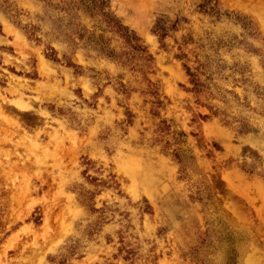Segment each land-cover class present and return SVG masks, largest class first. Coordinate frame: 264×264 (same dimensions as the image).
Segmentation results:
<instances>
[{"label": "rangeland", "instance_id": "1", "mask_svg": "<svg viewBox=\"0 0 264 264\" xmlns=\"http://www.w3.org/2000/svg\"><path fill=\"white\" fill-rule=\"evenodd\" d=\"M41 2L50 4L51 0ZM209 4L211 9L207 7ZM25 5H29L25 10L30 11L36 0H21L20 7ZM11 7L4 0L0 11H5L7 17V9ZM194 7L201 17L210 20L214 15L219 19L218 13L223 9L225 16H234L244 24L254 21L264 27V13L260 11L264 0H215L214 4L213 0H195ZM113 9L125 26L121 30L119 20L107 18L115 32L108 43L116 46L128 43L123 33L128 31L137 38L138 45L144 42L138 51L147 52L152 47L147 43L149 36L156 37L158 45L154 50L156 55H149L154 70L138 73L139 79L145 81L144 91L135 95L138 88L132 84L131 91L126 88L124 93L127 106L117 104L127 120V129L139 131L137 122L143 128L139 146L133 142L137 150L127 153L123 160L124 183L133 187L164 176L175 183L166 204L154 200L148 209L157 220L148 226L154 232V239L145 242L151 246L143 251L142 244L133 242L138 237L131 240L126 237L125 229L131 226L130 222L125 227L113 228L112 220L97 215L100 210L95 207V199L102 192L89 190L91 194L85 195L72 190L69 170L74 165L84 168L80 175L88 183L96 184L98 180L88 175L93 163L84 151L83 135L77 133L72 137L74 130H69L53 139L55 124L45 132L19 107L5 104L0 109V264H195L191 255L194 247L189 243L193 233L185 230L186 225L200 231H207L210 224H215L230 232L264 233V158L260 156L264 152V136H248L246 129H251L247 125L234 129L225 124L198 95L189 92L185 80L192 78L196 67L193 61L198 54L193 52L189 56L184 51L187 45L178 46L171 60L167 58L170 50L164 40L172 32L180 31V20L192 25L193 31L203 20L197 17L198 22L193 21L191 14L184 15L185 9L178 0L168 5L161 0H115ZM169 13L176 16L171 29L164 26L170 19ZM16 27L11 20L0 23V36L14 40L9 33ZM24 36L30 43L31 37ZM100 39L103 41L104 36ZM176 43L180 45V41ZM0 52L19 58L15 44L0 45ZM27 64V69L14 63L4 64L0 57V95L12 99L14 93L23 91L27 96L28 90L38 85H55L49 70L63 80L60 69L72 68L70 61L57 68L55 52L47 48L39 54H30ZM121 87H125L123 83ZM81 93L82 89L75 90L76 95ZM137 104L139 111H134ZM182 123H186L187 131L173 127ZM121 131L128 135L125 128ZM145 133L149 134L148 141L143 139ZM188 136L190 153L193 159L199 158L205 173L204 182H199V177L197 181H185L173 168L177 151L174 141ZM95 151L111 154L103 141L96 145ZM244 156L253 158L251 166L240 163ZM57 173L64 174L63 180ZM109 175L116 180V173ZM99 186L110 187L107 181H101ZM167 188H172V184H167ZM199 191L206 194L205 199H193ZM124 219L129 218L124 216ZM173 221L179 225L175 231L170 227Z\"/></svg>", "mask_w": 264, "mask_h": 264}, {"label": "clouds", "instance_id": "2", "mask_svg": "<svg viewBox=\"0 0 264 264\" xmlns=\"http://www.w3.org/2000/svg\"><path fill=\"white\" fill-rule=\"evenodd\" d=\"M178 2L185 9L184 15L191 14L193 21L200 17L203 23L193 31L192 25H186L181 19L180 31L172 32L164 40L170 50L167 58L171 60L178 46L187 45L184 51L189 56L193 52L198 54L193 61L196 67L193 68L192 78L185 80L189 92L198 95L225 124L234 129L247 125L251 129H246L248 136H264V27L254 21L244 24L234 16H225L223 9L218 13L219 19L214 15L210 20L200 16L194 7L195 0ZM3 3L4 0H0V5ZM8 3L12 7L7 9V17L5 11H0V23L11 20L17 27L9 33L14 40L0 36V45L15 44L19 58L0 52L3 63L23 65L27 69L30 54H39L47 48L49 52L54 50L59 61L57 68L69 61L72 68L60 69L61 76L65 77L63 80L49 70V75L56 80L55 85H38L36 89H29L27 96L23 91H18V95L14 93L12 99L0 95V109L5 104L16 105L33 117L36 126L45 132L55 124L53 139L69 130H74L71 131L72 137L77 133L83 135L86 139L84 151L93 163L92 167H85H89L88 175L98 177V180L96 184L88 183L80 175L84 168L74 165L69 170L72 190L85 195L91 194L89 190L102 192L103 195L95 199V207L100 210L97 215L112 220L113 228L125 227L130 222L131 226L125 229L126 237L129 240L138 237L133 242L142 244L143 251H147L151 244L145 241L154 239V232L148 226L157 222L148 209L154 200L166 204L171 199L168 193L173 191L175 183L168 176L156 177L133 187L124 183L123 160L127 153L137 150L133 142L139 146L143 128L137 122L139 131L127 129V120L117 104L120 102L127 106L124 93L126 88L131 91L132 84L138 88L135 95L144 91L145 81L139 79L138 73L154 70L149 55H156V37H147V43L152 45L147 52L137 50L144 42L138 45L134 37L120 46L108 43V38L115 32L107 18L124 23L113 9L115 0H75L74 3L70 0H51L50 4L36 0V6L30 11L25 10L29 5L20 7L21 0H8ZM161 3L168 5L173 0H161ZM207 7L211 9L212 4ZM260 11L264 12V8ZM169 17L164 25L167 29H171L176 21V16L171 13ZM24 34L31 37L30 43ZM102 35L103 41L100 39ZM176 41H180V45ZM12 79L16 80V77ZM121 83L125 87H121ZM77 88L82 89L81 95L75 94ZM134 111H139L138 104ZM253 121L257 123L253 124ZM173 127L177 130L182 127L187 131L186 123ZM121 128L128 131L127 136ZM148 138L149 134L145 133L143 139L148 141ZM101 141L111 149V154L95 151ZM174 143L177 151L173 168L179 171L180 178L197 181L199 177V182H204L205 173L201 170L199 158L193 159L190 153L191 137H177ZM260 156L264 158V152ZM252 162L253 158L249 156L242 157L240 161L249 166ZM109 173H116V180ZM56 175L63 180V173ZM117 180L120 186H117ZM101 181H107L110 187L99 186ZM167 184H172V188H167ZM205 196L203 191H199L193 199H205ZM124 216L129 219L125 220ZM141 217L144 219L141 220ZM170 227L175 231L179 225L173 221ZM185 230L193 233L189 243L194 247L191 255L195 264H262L264 261V233L230 232L217 228L215 224H210L207 231L190 225H186Z\"/></svg>", "mask_w": 264, "mask_h": 264}, {"label": "trees", "instance_id": "3", "mask_svg": "<svg viewBox=\"0 0 264 264\" xmlns=\"http://www.w3.org/2000/svg\"><path fill=\"white\" fill-rule=\"evenodd\" d=\"M122 26H125V25L119 23V28H120L121 30H123V27H122ZM123 33L126 34V36H127V40H128V41H129V38H130V37H134V38L137 40V38H136L134 35L130 34V32H128V31L124 32V31H123ZM127 34H128V35H127Z\"/></svg>", "mask_w": 264, "mask_h": 264}, {"label": "bare ground", "instance_id": "4", "mask_svg": "<svg viewBox=\"0 0 264 264\" xmlns=\"http://www.w3.org/2000/svg\"><path fill=\"white\" fill-rule=\"evenodd\" d=\"M263 13H264V12H263ZM263 17H264V16H263ZM0 114H2V111H0ZM133 163H134V162H133ZM128 170H129V169H128ZM130 171H131V170H130ZM132 172H133V169H132ZM132 172H131V173H132ZM134 172H136V171H134ZM134 172H133V173H134ZM134 174H135V173H134ZM136 177H137V176H136ZM145 177H146V176H145ZM147 177H148V176H147ZM147 177H146V178H147ZM135 179H136V178H135Z\"/></svg>", "mask_w": 264, "mask_h": 264}]
</instances>
